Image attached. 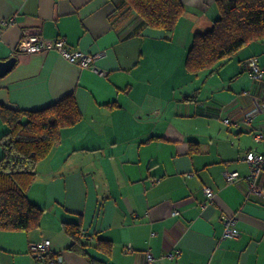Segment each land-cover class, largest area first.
<instances>
[{
	"label": "crops",
	"instance_id": "1",
	"mask_svg": "<svg viewBox=\"0 0 264 264\" xmlns=\"http://www.w3.org/2000/svg\"><path fill=\"white\" fill-rule=\"evenodd\" d=\"M182 1L184 15L166 32L146 26L126 0H0V60L17 57L0 77V103L38 110L72 93L81 112L37 165L28 195L44 210L40 226L0 230V264H51L58 256L56 264H147V252L158 264H264V195L250 192L242 160L251 149L264 152L255 139L264 112L242 123L264 102V78L246 64L256 56L264 65V40L191 73L194 36L220 13L217 0ZM28 28L101 55L82 67L56 50L18 53ZM7 130L0 117V139ZM227 170L240 178L228 182ZM259 184L264 192V173ZM226 216L237 237H223ZM65 222L81 223L95 263L69 248ZM45 239L51 253L37 260L30 245ZM99 240L112 243L109 254Z\"/></svg>",
	"mask_w": 264,
	"mask_h": 264
},
{
	"label": "trees",
	"instance_id": "2",
	"mask_svg": "<svg viewBox=\"0 0 264 264\" xmlns=\"http://www.w3.org/2000/svg\"><path fill=\"white\" fill-rule=\"evenodd\" d=\"M126 1L146 26L166 32L175 30L186 10L182 0ZM217 6L219 17L211 29L195 34L188 50L186 68L191 73L212 69L249 43L264 40V0H217ZM0 117L8 127L0 139V230L28 231L40 226L44 211L28 195L37 165L61 141L63 128L81 120V112L71 93L38 110L0 103ZM63 227L72 240L69 248L95 263L82 240L81 223L65 222ZM96 246L107 254L112 250L107 240Z\"/></svg>",
	"mask_w": 264,
	"mask_h": 264
},
{
	"label": "built area",
	"instance_id": "3",
	"mask_svg": "<svg viewBox=\"0 0 264 264\" xmlns=\"http://www.w3.org/2000/svg\"><path fill=\"white\" fill-rule=\"evenodd\" d=\"M4 24L10 23L8 20L3 21ZM49 50H56L63 54L69 61L77 63L82 67H89L94 65L98 57L101 55L99 53H86L79 50H70L67 47L66 39L60 37L54 41H49L46 37L43 36L40 28H28L23 31L22 37L18 43L16 51L18 53H39ZM247 66L251 69L252 75L256 80H263L264 78V65H261L258 57L252 56L247 61ZM264 112V102H257L253 109L246 112L243 115L242 123L245 125H251L255 117ZM226 122L229 123L230 120L226 119ZM255 139L257 142L264 141V124L260 131L255 134ZM242 160L248 163L250 166V173L248 175L249 190L252 193H258L264 195V192L259 184V177L264 173V152H259L255 149H251L244 154ZM224 176L228 182H235L240 178L239 171L236 170H227L224 173ZM204 192L209 200L214 199V191L206 186L204 187ZM179 211H175L174 214H178ZM224 238H233L237 237L239 233L235 229V221L233 217L226 216L224 218ZM51 240L45 239L42 241L31 243L30 252L34 255L37 260L46 259L51 253ZM180 254L179 250L170 251L167 256L171 259L176 258ZM147 264H158L155 256L147 252ZM58 260H61V257L58 256L51 261V264H56Z\"/></svg>",
	"mask_w": 264,
	"mask_h": 264
},
{
	"label": "water",
	"instance_id": "4",
	"mask_svg": "<svg viewBox=\"0 0 264 264\" xmlns=\"http://www.w3.org/2000/svg\"><path fill=\"white\" fill-rule=\"evenodd\" d=\"M16 62H17L16 56H11L6 60H0V77L4 76L9 71H11L14 65L16 64Z\"/></svg>",
	"mask_w": 264,
	"mask_h": 264
}]
</instances>
